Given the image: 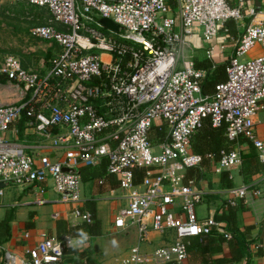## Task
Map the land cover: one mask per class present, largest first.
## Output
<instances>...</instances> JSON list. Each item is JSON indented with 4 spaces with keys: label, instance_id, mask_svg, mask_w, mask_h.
<instances>
[{
    "label": "built area",
    "instance_id": "1",
    "mask_svg": "<svg viewBox=\"0 0 264 264\" xmlns=\"http://www.w3.org/2000/svg\"><path fill=\"white\" fill-rule=\"evenodd\" d=\"M16 1L49 10L47 22L35 25L32 33L55 43L58 52L44 71L24 67L16 55L0 62V77L25 91L23 99L0 104V183L5 185L0 200L7 186L38 185L43 191L52 180L61 201L78 202L81 168L107 160L106 175L116 177L127 199L114 224H134L139 235V243L113 264H183L190 237L219 231L232 238L214 215L198 216L206 191L186 173L206 159L218 173L243 161L236 148L222 150L219 158L192 150L194 134L210 118L213 126H226L230 141L244 138L253 146L264 180V139L255 122L264 109V8L245 0ZM246 16L249 22L226 65L227 79L213 93L204 92L209 70L184 59L188 37L200 29L209 43L222 29L228 32V21ZM103 17L120 29L104 26ZM256 46L260 54L245 58ZM24 115L37 133L51 137L59 158L30 153L26 142L6 135ZM221 194L227 206H236L263 196V189L247 183ZM73 215L92 219L77 208ZM171 230L173 241L142 250L140 243L153 232ZM74 239L65 236L63 242L43 233L28 257L5 250L4 264H60ZM253 246L264 249L260 242Z\"/></svg>",
    "mask_w": 264,
    "mask_h": 264
},
{
    "label": "crops",
    "instance_id": "2",
    "mask_svg": "<svg viewBox=\"0 0 264 264\" xmlns=\"http://www.w3.org/2000/svg\"><path fill=\"white\" fill-rule=\"evenodd\" d=\"M229 1L236 2L237 0ZM245 1L248 4L255 3L257 7L264 8V0ZM47 19L48 17L45 22L40 24H45ZM248 22L249 17L247 16L239 22L228 21L225 25L228 32L222 29L219 36L209 43L204 40L199 29L188 37L184 48V59L194 62L197 67H211L210 71L215 70L217 67L226 66L234 54L237 40L245 31ZM45 42L50 47L49 53L52 57L58 52V46L47 40ZM52 48L53 50H51ZM209 49H213L212 57L208 56ZM260 52L261 47L256 46L245 58H253L259 55ZM21 61L24 67L32 68L26 65L22 59ZM48 65L41 64V69L40 65L32 69L37 68L44 71L47 70ZM221 78L223 77H218V79ZM216 84L209 83L204 92L213 93ZM11 87L15 88L16 92ZM23 90V87H16L15 84L10 83L4 76H1L0 104L17 102L23 99L25 92ZM255 122L259 136L264 139V109L255 117ZM6 135L11 139L26 142L30 153L34 152L37 155H49L50 157L59 158L57 150L52 147L51 137L37 133L34 127L30 126L27 115L11 125ZM232 147L240 150L243 154V161L240 165L218 173L214 170L213 163L206 159V162L204 161L205 163L200 167L189 168L186 173L188 179L195 180L196 184L206 191L204 202L197 208L199 217L204 218L210 215L217 217L218 215L228 214L230 211H234L236 214L235 225L239 232L237 235L234 234L233 238L222 241L221 237L224 235L221 232L216 231L211 234V237L215 239L208 253L209 263L264 264V249H257L253 246L256 242L264 244V180L261 177L263 165L259 161L255 149L246 139L240 138L233 142ZM106 167L107 163H101L94 167L84 166L81 168V200L78 202L61 201L52 180L47 182L43 191L38 185L6 188L0 200V221L6 218L9 219L11 232L10 237L0 240V264L2 261L5 263L3 259L5 250H11L21 257H28V250L39 243L43 233L58 236V234H62L59 233L62 232V227L67 229L71 225L75 226L86 222L84 219L74 216L73 211L77 208L89 212L82 209L88 206L95 208L97 218L101 220V234L90 236L89 244L86 243L87 248L80 239L75 237L73 247L81 251L85 250V254L81 256L84 261L89 259L93 261V264H113L117 255L127 253L132 246L138 244L139 235L134 224H130L125 228H118L114 224L119 211L127 204V199L121 196L122 191L118 187L116 177L106 175ZM100 171L103 172L101 175L98 174ZM94 172H96V175ZM103 176L107 180L101 184L100 179ZM247 183H259L263 189V196L254 200L241 201L236 206H227L221 191L228 188V185L240 186ZM40 200H44V202H40ZM90 202H93V204ZM221 222L225 224L227 229L226 221L221 220ZM60 223L61 228L59 230ZM230 232L232 233V231ZM174 237L175 232L172 230L166 234L153 232L150 240L140 243V246L144 252H151L155 248L173 241ZM201 256L197 251L191 252L183 264H203L201 263ZM67 257L60 264H74V262L68 261ZM71 257L73 259L77 258L76 255Z\"/></svg>",
    "mask_w": 264,
    "mask_h": 264
},
{
    "label": "trees",
    "instance_id": "3",
    "mask_svg": "<svg viewBox=\"0 0 264 264\" xmlns=\"http://www.w3.org/2000/svg\"><path fill=\"white\" fill-rule=\"evenodd\" d=\"M211 68V67H210ZM207 78L204 81L203 84V90L207 87L209 83H219L221 81H224L227 79V71L226 66L217 67L215 70L210 71ZM219 76H222L223 78L218 79ZM211 79V81H209ZM192 150L197 153L206 154L208 152L215 153L217 158L220 157V153L222 150L230 151L234 149L233 141H230L226 135V126H213L211 119H206L204 125L202 128L199 129V131L194 134L192 138ZM106 161V160H105ZM103 161L102 164L107 163ZM206 162V161H205ZM204 162V163H205ZM107 169V167H106ZM103 172L100 171L98 174H102ZM96 175V172H94ZM233 185H228V187H232ZM89 203V202H87ZM93 204V202H90ZM90 205V204H88ZM87 208L91 210H86ZM82 208L85 211H89L91 213L92 219L91 221L83 222L79 225H71L69 228L64 229L61 228V223L59 224V230L61 228L62 234H58V238L64 242L65 236H71L76 237L80 239L84 246L87 248V245L89 244V238L90 236H98L101 234V220L97 218L96 210L92 207ZM218 220H224L227 223V229L228 231H232L234 237V234H238V229L235 225L236 222V214L234 211H230L228 214H222L218 215L216 217ZM66 228V226H64ZM64 229V230H63ZM11 228L9 226V219H4L0 221V240H5L8 237H10ZM215 238L211 237V235H200V236H192L188 239L187 242V248H188V254H191V252H199L201 256V263L203 264H211L209 263L208 259V253L211 250L213 241ZM228 238L225 236L221 237L222 241H226ZM86 241V242H85ZM87 243V245H86ZM65 252L67 253V259L68 261L74 262V264H93V261L83 260L82 255L85 254V250L81 251L80 249H76L73 246H66ZM76 255L77 258L73 259L71 256ZM1 264H4L2 261ZM177 264V263H173Z\"/></svg>",
    "mask_w": 264,
    "mask_h": 264
},
{
    "label": "rangeland",
    "instance_id": "4",
    "mask_svg": "<svg viewBox=\"0 0 264 264\" xmlns=\"http://www.w3.org/2000/svg\"><path fill=\"white\" fill-rule=\"evenodd\" d=\"M47 17H50V12L44 7L16 0H0V62L9 55H16L32 68L40 65L41 69V64L48 65L50 47L46 40L32 33V28L45 22ZM11 89L16 92L15 88Z\"/></svg>",
    "mask_w": 264,
    "mask_h": 264
},
{
    "label": "water",
    "instance_id": "5",
    "mask_svg": "<svg viewBox=\"0 0 264 264\" xmlns=\"http://www.w3.org/2000/svg\"><path fill=\"white\" fill-rule=\"evenodd\" d=\"M101 22L103 23L104 26L114 29V30H119L120 25L115 23L112 19L103 17L101 18ZM5 185L3 183H0V187H4Z\"/></svg>",
    "mask_w": 264,
    "mask_h": 264
}]
</instances>
